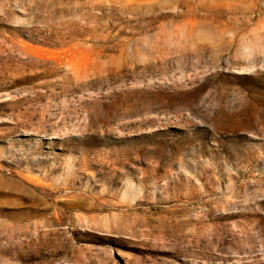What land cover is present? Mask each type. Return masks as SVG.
Instances as JSON below:
<instances>
[{"label":"rangeland","instance_id":"374dc122","mask_svg":"<svg viewBox=\"0 0 264 264\" xmlns=\"http://www.w3.org/2000/svg\"><path fill=\"white\" fill-rule=\"evenodd\" d=\"M0 264H264V0H0Z\"/></svg>","mask_w":264,"mask_h":264}]
</instances>
